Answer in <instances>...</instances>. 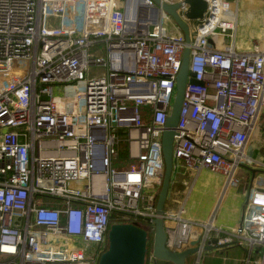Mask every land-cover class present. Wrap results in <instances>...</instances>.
Returning a JSON list of instances; mask_svg holds the SVG:
<instances>
[{
  "label": "built area",
  "instance_id": "2783aa9c",
  "mask_svg": "<svg viewBox=\"0 0 264 264\" xmlns=\"http://www.w3.org/2000/svg\"><path fill=\"white\" fill-rule=\"evenodd\" d=\"M204 1L191 21L184 0H160L179 5L187 44L152 0H0V264H97L113 222L135 220L152 236L186 45L201 84L187 78L170 185L183 166L192 182L204 170L222 178L221 195L244 180L247 196L234 227L192 220L184 202L168 208L166 247L198 239L195 264L208 242L264 264V163L253 173L245 150L264 121V45L237 52L235 7ZM145 262L156 264L151 251Z\"/></svg>",
  "mask_w": 264,
  "mask_h": 264
},
{
  "label": "water",
  "instance_id": "95a60500",
  "mask_svg": "<svg viewBox=\"0 0 264 264\" xmlns=\"http://www.w3.org/2000/svg\"><path fill=\"white\" fill-rule=\"evenodd\" d=\"M156 6L162 8L182 30L185 43L189 44V26L178 16V4L168 5L160 0H152ZM188 5L185 17L191 21L201 19L206 10L204 0H184ZM189 47L186 45L181 54V66L176 75L175 91L171 111L166 119L165 129L161 137V152L163 155V176L159 187V192L155 201L156 216L152 218L153 233L151 245L149 246V235L147 228L139 222H113L109 226L107 233V249L101 253L97 264H146L145 256L151 251L156 264H186L187 258L191 255L199 256L198 239L190 241V247L180 252H175L166 247L165 225L163 224V214L165 212V202L169 193V185L173 174V152L172 144L175 135V127L179 119V111L183 100V92L189 79V83L200 85L201 82L193 79V73L188 71ZM257 170H253L256 173ZM214 244L216 241L211 240ZM214 246L204 244L202 251L211 250ZM196 257V258H197Z\"/></svg>",
  "mask_w": 264,
  "mask_h": 264
},
{
  "label": "rangeland",
  "instance_id": "374dc122",
  "mask_svg": "<svg viewBox=\"0 0 264 264\" xmlns=\"http://www.w3.org/2000/svg\"><path fill=\"white\" fill-rule=\"evenodd\" d=\"M225 1L229 4L232 3L235 7L237 18V28L233 41L235 43V50L237 52L250 50L253 40H257L260 45H264V0ZM102 72L103 68L100 69V71H96L91 68V70L88 71V76L91 77L93 75H100ZM254 133V136H251L250 144L253 146L257 141H260L261 144L259 150L264 153V129H262L258 124L255 127ZM176 170L177 173L181 175L187 171L183 166H180ZM240 173L242 175V172ZM200 179H202V177ZM191 180L192 179H187V184L185 185L186 191L183 195L184 197L180 199L181 202H184V206L187 211H185L184 216L189 217L192 220H202V218L206 216L208 212V203L211 199L210 190L213 188L214 184H212L210 180H204L203 178L198 184L194 185L193 187H189ZM245 183L246 182L244 180H241L238 187H230L224 192L223 195H221V199L218 200V207L211 213V215H214L215 217L216 225L220 220L228 219L231 215L238 211L242 212L244 206L243 203L245 202L247 196V186ZM167 209L168 208L165 207V210ZM113 220H115V218H113L112 221ZM150 236L151 235H149V238ZM216 254L217 255H215L214 260L218 264H239L238 262L241 257L236 256L235 258L230 259L228 257L224 262V260H222L220 257L221 255L218 253ZM205 255L206 253L200 258V264L205 262Z\"/></svg>",
  "mask_w": 264,
  "mask_h": 264
},
{
  "label": "crops",
  "instance_id": "0c3cea01",
  "mask_svg": "<svg viewBox=\"0 0 264 264\" xmlns=\"http://www.w3.org/2000/svg\"><path fill=\"white\" fill-rule=\"evenodd\" d=\"M230 42H228V40H224L223 42L219 43V46L224 45V44H229ZM212 45L214 47H216V45L212 42ZM259 126L264 129V121H262ZM256 133V132H255ZM254 133V134H255ZM254 136V135H253ZM251 139V138H250ZM249 139L248 143H247V147H246V153L247 155H249L250 157H252L254 159V162L252 164H250V167L253 168V170L257 169L260 167L259 163L263 162L264 163V153L261 152L259 150L260 141H257L253 146L252 144H250L251 140ZM249 148V149H248ZM249 153H248V150ZM259 161V163H257ZM202 177V179L204 178V180H210V182H212V184H214L213 188H211L210 192V196L211 199L208 203V212L206 214V216H204L202 218V220H197V221H203L204 219H207L210 217L211 213L218 207V200L221 199V192H222V186H223V179L220 178L217 175L211 174L208 171H202L197 178L195 179L194 182H190V186L189 187H193L194 185L198 184L199 181H201L202 179H200ZM175 182L172 183L170 185V190L167 196V200L165 202V207L167 208H171V209H176L178 206V202H181L180 199L182 197H184V193L186 191L185 189V185L187 184V179H192V174L189 171H186L184 174H175ZM189 181V180H188ZM193 189V188H192ZM187 212V211H186ZM240 216H241V211L236 212L235 214L231 215L228 219H222L218 222V224L216 226L219 227H232V226H236L240 220ZM214 223H215V217H214ZM216 224V223H215ZM205 262L203 264H218L215 262L214 257L215 255H217L216 253H218L219 255H221V259L224 260L229 257L230 258H235L236 256H241L239 250L237 249H232L229 248L227 251H225V249L221 250V249H215V250H205L204 253L201 254V256L199 257V264H200V258L202 257L203 254H205ZM196 261V256L195 255H191L188 258V264H195ZM239 263V262H238Z\"/></svg>",
  "mask_w": 264,
  "mask_h": 264
},
{
  "label": "trees",
  "instance_id": "16d2710c",
  "mask_svg": "<svg viewBox=\"0 0 264 264\" xmlns=\"http://www.w3.org/2000/svg\"><path fill=\"white\" fill-rule=\"evenodd\" d=\"M120 153L122 154V156H124V155L126 154V142H125V141H123V142L121 143ZM115 216H116L115 213H113V214H112V217L114 218ZM113 218H112V219H113ZM149 242H151V236H150ZM149 244L151 245V243H149ZM150 245H149V246H150ZM188 258H189V257H188ZM188 258H187L186 264L189 263V262H188Z\"/></svg>",
  "mask_w": 264,
  "mask_h": 264
}]
</instances>
